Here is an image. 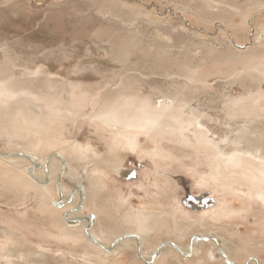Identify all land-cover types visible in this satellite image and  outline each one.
<instances>
[{
	"label": "bare ground",
	"instance_id": "6f19581e",
	"mask_svg": "<svg viewBox=\"0 0 264 264\" xmlns=\"http://www.w3.org/2000/svg\"><path fill=\"white\" fill-rule=\"evenodd\" d=\"M197 1L206 11L209 8L216 10L215 17L225 22L236 15H239L244 22L251 11L250 8L245 9L242 3L235 4L236 0L232 2L219 0L222 5L216 0ZM260 7L261 5H258L255 8L256 12ZM209 17L214 15L210 14ZM260 31L261 27H255L253 38L248 37L250 45L242 51L240 49L231 51L227 48L219 51L208 49L206 46L203 48L202 57L215 53L219 56L242 58L241 68L233 70L235 71L233 73L241 72L242 75L237 78L232 77L235 82H239L243 94L237 97L228 95L223 100V117L217 123L210 119L207 113L202 112L199 103L200 97L206 96L203 88L209 86L214 79L212 76L219 74V70L214 75H199L189 70L193 67L198 68V65L184 61L176 67L174 75L165 72L166 68L161 70L163 76L159 77L152 71L153 76L135 74L133 70L122 68L124 66L122 64L129 61L128 55H132L130 51L133 45L130 43L135 44L134 41H129V44H115L116 46L113 44L114 46L111 47L113 59L107 61L96 59L93 63L90 62V65L75 64L69 54L44 57L42 53V56L37 55L31 61L23 57L22 60L16 61L12 58L14 54L11 53L10 48L1 49L0 140L5 142V145H16L18 149L13 155L0 153L2 187L17 189L18 192L23 193L33 191L41 199L47 200L40 210L54 225L57 244L62 246L85 244L95 250L93 252L97 256L95 259L101 264H125L126 253L123 250L129 242L134 243L138 248L143 264H226L224 259L229 264H235L228 254V248L235 253L241 251V254H245L253 246H257L264 253V242L254 243L248 235L236 240L231 226L234 220L241 218L248 220L249 216L247 217L246 212L249 213L250 207L255 204L258 212L254 218H251V222L258 221L259 228L255 230L264 232V93L260 87L264 83V62L254 63L258 61L259 56H264L262 40L258 35ZM202 41L214 43L210 38ZM136 46H139L138 43ZM151 48L152 52L156 50L158 55L167 53L160 48L154 49L153 45ZM143 50L145 49H142V53ZM15 52L19 53L16 49ZM37 52L39 53L40 50ZM95 56L97 58V55ZM113 61L116 64L112 63ZM144 87H147V93ZM194 101L197 102V107H192L191 102ZM89 106L91 113L86 114ZM73 120H89L107 128L117 137V140H112L115 142L110 146L114 156L123 147L134 146L139 135H146L155 143L176 142L183 148L194 147V150L200 152L201 158L205 160L204 163L210 170L209 184L227 189L228 192L236 190L238 185H246L247 195L243 193L241 195L246 198V205L243 204V208L235 210L228 205L221 206L218 203L214 210L196 218L189 216L190 214L184 211L178 201H173V204L164 207L150 205L147 209L134 213L133 216L123 217V222L120 223L113 218L104 202L98 206L95 204L103 192L112 191L106 181L105 173L98 170L99 167L106 166V162H100L92 157L90 159L80 149L72 148L71 144L64 145L59 141L60 135L56 127ZM209 123H213L214 127ZM216 127L218 129L224 127L225 131L221 135L216 134L214 132ZM49 149H53L52 152H44ZM26 159L30 165L21 166ZM51 161L58 162L60 169L64 166L61 172L57 171L56 179L53 178V174L50 176ZM89 164H91L90 176L87 177L84 185L77 179L81 174L85 177ZM74 165L84 168L79 173V169L77 171ZM38 170L44 172L43 178L39 180L34 177ZM113 171L123 179H127L130 174L123 167ZM40 174L42 176V173ZM64 178L73 183L70 192L65 191ZM232 194L229 193L230 196H233ZM73 199H79L80 206H77L82 208L81 212H85L93 204L95 209L90 212L92 215L79 217L77 209L70 208L71 205L68 204L69 200ZM108 199L111 200L110 197ZM167 209L169 211H166ZM169 217L172 219L171 224L168 223ZM74 219L79 220L78 223H74ZM219 223L226 225L224 231L221 228L217 229ZM195 229H207L210 232L204 237L200 234L189 236L190 231L193 232ZM226 235L228 239L222 238ZM112 236L114 239L118 238V242L114 245L110 240ZM160 236H174L175 242H161L162 244L158 246L156 240ZM7 249H0V262L4 264H46L47 252L40 248L28 255L23 254L24 252L19 255L12 254L13 252L10 253ZM103 252L113 256L117 254L118 259L113 258L117 260L110 263L102 256ZM87 256L86 253L81 256V260H76L65 251L59 254L58 261L60 264H95ZM250 260L254 264H264L257 257H251ZM243 264L249 263L246 261Z\"/></svg>",
	"mask_w": 264,
	"mask_h": 264
},
{
	"label": "rangeland",
	"instance_id": "374dc122",
	"mask_svg": "<svg viewBox=\"0 0 264 264\" xmlns=\"http://www.w3.org/2000/svg\"><path fill=\"white\" fill-rule=\"evenodd\" d=\"M216 1L219 5H222L219 0ZM236 1L235 4L242 3L245 9H251L244 22L239 15L234 16L228 22L216 18V10L214 11L213 8L207 10L214 15V17H209L210 14L201 7L197 0H0V50L10 48L11 50H9L14 54L12 58H15L16 61L22 60V57L31 61L37 55L42 56V53L44 57L69 54L75 64L90 65L96 59L103 61L113 59L111 47L115 44H129L134 41L135 44L130 43L133 45L132 49L129 48L132 55H128L130 57L129 61L124 62L122 68L125 69L126 67L133 70L132 72L135 74L153 76L154 73L155 76L159 77L163 76L161 70L166 68L165 72L174 75L176 67L184 61L198 65V68L193 67L189 70L199 75H214L219 70V74L212 76L214 79L211 80L209 86L203 88L206 96H201L199 103L202 112L207 113L210 119L217 123L223 117V100L228 95L237 97L243 94L239 82L233 80V77L237 78V76L242 75L241 72L233 73L241 68L242 58L219 56L215 53L202 57L204 46L219 51H224L226 48L231 51H238V49L242 51L250 45L248 37L252 39L255 27L259 26L261 31L258 35L262 40L264 49V0ZM258 5H261V7L256 12L255 8ZM205 38L214 40L215 44L212 42V46V43L202 41ZM18 40H20V43ZM22 40L24 41L21 42ZM137 43L139 46L135 47ZM140 45H143L142 49H145L143 53ZM152 45L154 49L160 48L167 51V53L158 55L154 49L153 52L155 53H153L151 50ZM15 49L19 53L15 52ZM37 49L40 50L39 53ZM133 52H135L134 55ZM16 54L18 55L16 56ZM95 55H97V58ZM259 61L264 62V56H259L258 61H254V63ZM128 62H133L131 63L133 65ZM111 66L113 67V65ZM260 87L264 93V83ZM143 89L147 93V87ZM191 103L192 107H197V102ZM86 111V114H90L91 107L89 106ZM209 125L214 127L213 123H209ZM220 129L216 127L214 132L221 135L225 129L224 127ZM56 130L60 135L59 141L64 145L71 144L72 148L85 152L90 159L92 157V159H98L100 162H106V166L99 167L98 170L105 173L106 181L113 193L112 191L109 193L107 191L103 192L101 198L95 201L98 204L93 200L91 201L96 206L102 205L101 203L104 202L109 207L113 218L120 223L123 222V217L133 216L134 213L143 211L150 205L164 207L170 203L173 204V201H178L184 211L190 214L189 216L196 218L198 215L214 210L218 203L221 206L228 205L235 210L246 205V198L241 196L243 194L247 195L246 185H238L236 190L228 192L227 189H222L217 185L213 187L209 184L210 170L204 163L205 160L201 158L200 152L193 149V145V148L191 146L183 148L176 142L155 143L146 135H139L134 146H131L132 148L123 147L114 156L110 151V146L115 142H112V140H117V137L107 128H103L95 122L89 120L66 121L56 127ZM110 140L111 144L109 143ZM49 150L44 152L50 153L53 149ZM16 152H18L16 145H5V142L0 140V153L13 155ZM15 155L18 156V154ZM27 160H24L21 166H29ZM57 163L50 162L52 171L50 176L53 174L54 179H56L57 171L61 172L64 168L63 166L60 169ZM90 165L87 166L85 177L81 174L82 177L80 175L77 179L81 184L85 185L87 177L90 176ZM73 167L77 168V171L79 169V173L84 168L82 166L77 167V165ZM119 167H123V169L130 172L127 179L114 174L113 170ZM29 172L30 170H28ZM37 173H42V176L41 174L35 175ZM43 173V171L38 170L34 177L39 180V178H43ZM63 183L65 191L70 192L73 183L67 178H64ZM229 193H233V196H230ZM109 197L111 200L108 199ZM82 201L80 196V202ZM44 202L47 203V200L41 199L33 191L23 193L18 192L17 189H4L0 181V247L3 249L8 248L7 250L10 253L13 252L12 254L18 255L23 252V254L28 255L40 248L47 252L48 262L46 261V264H60L58 261L59 254L65 251L76 260H81V256L87 253V257L91 258L95 264H101L95 259L97 257L93 253L95 250L88 248L85 244L78 243L76 246L57 244L54 225L40 210ZM68 204L71 205L70 208L77 209L79 217L88 216L87 214H91L90 212L95 209L92 204V207L88 208L89 211L81 212L82 208L78 207L80 206L79 199L69 200ZM252 206L250 212H246L247 217L249 216L248 220L241 218V220L232 222L234 238L238 240L240 237L248 235L252 242L263 243L264 232L255 230L259 228L258 221L251 222V218H254L258 212L257 206L255 204H252ZM166 211H169V209ZM246 213H243V215ZM74 221V223H78L79 220L74 219ZM168 223H172L170 217ZM220 228L224 231L226 225L219 223L217 229ZM207 232L210 231L195 229L193 232L190 231L189 236L200 234L204 237ZM174 236H160L156 242L158 246L165 242L174 243ZM226 236L222 238L228 239V235ZM110 240H112L111 244L113 245L118 242V238L114 239V236ZM224 248L227 249L226 246ZM227 251H229L228 254L235 264H243L246 261L249 264H254L250 260L251 257H257L264 263V253L257 246H253L245 254H241V251L235 253L230 248ZM123 252L126 253L125 264H143L139 250L134 243L129 242V244H126ZM102 256L110 263L118 259L117 254L113 256L103 252ZM113 258L117 259L113 260ZM224 261L229 264L225 259ZM0 264L4 263L0 262Z\"/></svg>",
	"mask_w": 264,
	"mask_h": 264
}]
</instances>
